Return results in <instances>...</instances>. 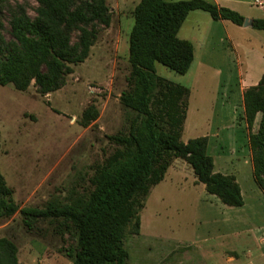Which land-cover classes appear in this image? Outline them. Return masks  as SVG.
<instances>
[{
    "label": "rangeland",
    "instance_id": "rangeland-1",
    "mask_svg": "<svg viewBox=\"0 0 264 264\" xmlns=\"http://www.w3.org/2000/svg\"><path fill=\"white\" fill-rule=\"evenodd\" d=\"M253 1L231 5L245 18L264 17V10ZM1 2V31L9 38L11 11L22 7L34 15L37 2ZM106 3L111 23L100 28L87 58L72 65L60 89L40 95L33 81L25 91L11 83L0 86V171L19 208L43 207L52 199L66 201L86 194L95 168L117 147L109 136L127 127L130 113L119 96L127 88L130 72L132 3ZM183 24L180 34L193 37L190 68L179 74L156 63L155 71L189 89L181 140L207 137L214 171L235 176L244 204H223L196 181L186 161L173 159L164 178L145 198L139 233L128 234L124 240L128 264H264L260 242L264 193L254 179L248 142L261 114L249 129L241 109L245 85L257 82L264 73V30L224 21L226 30L215 22L204 42L201 20L191 15ZM89 106L98 111V117L84 126L82 114ZM0 237L16 244L20 264L71 263L66 249L73 240L64 227L57 229L55 221L39 220L29 231L17 211L0 218ZM232 251L236 254L231 255Z\"/></svg>",
    "mask_w": 264,
    "mask_h": 264
},
{
    "label": "trees",
    "instance_id": "trees-1",
    "mask_svg": "<svg viewBox=\"0 0 264 264\" xmlns=\"http://www.w3.org/2000/svg\"><path fill=\"white\" fill-rule=\"evenodd\" d=\"M34 15L18 7L8 19L10 37L1 31L0 86L11 83L25 91L30 83L40 95L60 89L72 65L83 62L101 27L111 23L106 0H35ZM3 4L0 0V15ZM194 10L214 20L242 25L244 16L210 0H139L132 9L128 35L130 72L127 88L119 96L130 116L125 130L110 135L117 147L90 177L91 189L66 201L52 199L43 207L19 208L0 171V218L17 211L31 231L39 220L56 222L73 243L66 249L70 264H128L124 240L140 231V211L152 186L159 183L175 158L192 168L196 181L225 205L244 204L235 176L214 171L206 136L181 140L189 89L155 71L160 63L184 74L194 58L191 41L177 33ZM252 27L264 30V17L252 19ZM244 118L251 129L261 114L256 132L248 136L254 179L264 193V73L243 92ZM98 117L89 106L81 123ZM16 244L0 237V264H20Z\"/></svg>",
    "mask_w": 264,
    "mask_h": 264
},
{
    "label": "crops",
    "instance_id": "crops-1",
    "mask_svg": "<svg viewBox=\"0 0 264 264\" xmlns=\"http://www.w3.org/2000/svg\"><path fill=\"white\" fill-rule=\"evenodd\" d=\"M131 3H132V9L134 8V6L139 2V0H129ZM169 1H172V0H169ZM210 1H213L214 3H216L217 5H219V6H228V7H231V8H233V9H236V10H238L236 7H234V6H232L231 4H240L241 2H244L245 0H210ZM260 2H262V6H259V5H257V6H259L260 7V9H263L264 10V0H259ZM253 3H255V0L253 1ZM199 11H201V12H199ZM192 15V17H194V19L196 20V21H198V20H201L204 24H205V28H204V36H203V40H204V42L205 41H207V40H209V38H210V36H211V31H212V29H214V25H215V22H218V23H220V25H222L223 27H225V29L227 30V27H226V24H224V21L225 20H221V19H219V20H214V19H212L211 18V16L207 13V12H205V11H202V10H194V11H191L188 15H187V17L185 18V20L183 21V23L186 21V19L189 17V16H191ZM253 19V18H252ZM251 19V20H252ZM182 23V25H181V27H180V29L178 30V33H177V35H178V37L179 38H182V39H187V40H189V41H191L192 39H193V37H188V36H186L185 34H180L181 33V31H182V28H183V24ZM210 32V33H209ZM225 38L229 41V44H232L231 42H232V39H231V37H230V34L229 33H227L226 32V34H225ZM221 39V38H220ZM235 47H237V46H235ZM234 52V51H233ZM194 59V58H193ZM236 59H237V62H240V57H239V55H238V51H236ZM193 62V61H192ZM238 64V63H237ZM191 66V65H190ZM239 74H241V71H240V69H239ZM246 77V76H245ZM243 83H246V81H244L243 80ZM257 82L256 81H254V82H250V83H247L246 85H245V87L247 86H250V85H254V84H256ZM241 109H242V112L244 111V108H243V106L241 107ZM184 127V126H183ZM183 130V129H182ZM188 140V139H187ZM186 142V141H185ZM259 233H261V231L260 232H256V233H254V234H259ZM261 240H262V242H261ZM263 240H264V235L262 236V237H260V242H261V251H262V253L264 254V242H263ZM231 251V250H230ZM233 253L231 254V255H233V254H236L235 253V251H232ZM231 255H227V257L228 256H231ZM229 259H231V257H229Z\"/></svg>",
    "mask_w": 264,
    "mask_h": 264
},
{
    "label": "water",
    "instance_id": "water-1",
    "mask_svg": "<svg viewBox=\"0 0 264 264\" xmlns=\"http://www.w3.org/2000/svg\"><path fill=\"white\" fill-rule=\"evenodd\" d=\"M252 24V20L251 19H248V18H244V21H243V25L246 26V25H251Z\"/></svg>",
    "mask_w": 264,
    "mask_h": 264
},
{
    "label": "built area",
    "instance_id": "built-area-1",
    "mask_svg": "<svg viewBox=\"0 0 264 264\" xmlns=\"http://www.w3.org/2000/svg\"><path fill=\"white\" fill-rule=\"evenodd\" d=\"M256 3L259 5V6H262V2H260L259 0H256ZM264 242V240H263Z\"/></svg>",
    "mask_w": 264,
    "mask_h": 264
}]
</instances>
